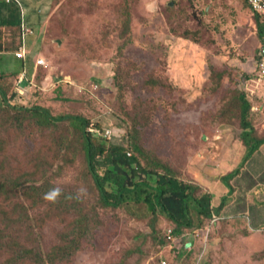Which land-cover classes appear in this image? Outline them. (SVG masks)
I'll return each mask as SVG.
<instances>
[{"label":"rangeland","instance_id":"obj_1","mask_svg":"<svg viewBox=\"0 0 264 264\" xmlns=\"http://www.w3.org/2000/svg\"><path fill=\"white\" fill-rule=\"evenodd\" d=\"M39 1L43 14L37 25L46 42L38 44L48 61L36 68L29 56L27 63L15 65L20 75L26 70L23 88L31 91L20 93L18 79L11 103L47 106L54 115L84 111L101 125L89 130L106 135L109 145L128 147L129 128L136 127L142 148L159 155L179 179L204 186L213 194L215 209L223 201L226 206L206 237L198 241L200 230L186 231L185 238L197 244L178 259L176 245L184 239L173 236L161 247L160 241L173 235V225L164 217L152 219L135 207H101L83 160L65 165L62 158L64 166L56 169L53 184L70 196L69 203L76 204V198L81 206L69 211L68 205L49 198L41 217L28 212L17 227L24 246L42 252L45 264H188L193 256L201 264H264V162L258 163L264 158L249 165L250 147L243 159L237 151L244 131L240 93L254 106L250 119L257 136L264 137L259 77L264 44L249 0ZM128 17L132 31L124 32ZM1 68L2 63L3 73ZM151 68L168 76L174 87L151 89V81L161 84ZM63 83L70 87L59 88ZM60 96L65 102L56 101ZM65 128L46 130L43 141L38 128H30L20 133L19 141L26 136L46 143L44 150L52 156L49 150L62 153ZM11 155L8 166L18 159L24 165L18 146ZM237 170L238 176L222 180ZM4 210L0 204V229L16 236V218L21 220L16 204L8 203ZM73 229L70 241L80 237L82 249L62 259L71 245L63 237ZM201 244H206L205 257L200 256ZM14 249L15 244L0 237V264H20Z\"/></svg>","mask_w":264,"mask_h":264},{"label":"trees","instance_id":"obj_2","mask_svg":"<svg viewBox=\"0 0 264 264\" xmlns=\"http://www.w3.org/2000/svg\"><path fill=\"white\" fill-rule=\"evenodd\" d=\"M127 8L125 5L124 9ZM128 12H131L130 9ZM253 14L259 36L264 44V17L260 14ZM131 22L132 20L128 17L124 22V32L128 29L131 30ZM22 45L23 28L19 23L0 25V52H16ZM259 59L261 60V56ZM156 69L149 70L151 76H154L161 84L154 86L155 81H151L152 86L149 83L148 86L151 89L173 88L171 79L165 75L164 77L157 75ZM19 77L20 73H0V138H2L0 141V180L3 179V182H0V204L4 206L5 213L8 203L16 204V216L19 215L21 218V220L16 218V236L6 234L3 229H0V237L15 244L16 263L23 264L28 260L37 264L46 263L42 252L27 249L19 237L21 230H18L17 227L19 224H24L28 212L34 211V215L40 216L39 211L46 206L44 204L49 198H55L62 205H68L66 208L69 211L76 210L81 206L79 199L76 198L73 199L77 202L76 204L69 203L70 196L64 194L53 184L57 174L56 169L60 170L64 164H75L74 162L78 159L83 160L86 166V175L89 182H92L93 189L98 193L97 198L101 207L107 209L135 207L146 210L152 219L158 218V216L164 217L173 225L171 229L173 235L172 239H170V235L162 239L161 247L167 245L169 240H173L174 236L184 239L182 245H176L178 259H182L180 256L182 251L191 253L189 247H195L197 242L188 241L189 239L187 240L185 236L186 231L200 230L201 235L197 237L198 241L204 238L205 231L213 226L216 216L224 210L226 202L223 201L218 209H215L213 194L204 186L198 182L196 184L179 179L175 171L159 155L154 153L152 155L151 152L142 148L138 141L139 137L136 136L138 133L136 127L129 128L128 147L125 143L109 145L107 137H100L89 130L93 124L100 128L101 125L94 123V116H88L84 111L76 114L54 115L50 107L43 105L35 104L30 108L13 105L11 100L16 96L15 88ZM63 86L70 87L68 83H63L58 87L63 88ZM56 101L65 102L61 96ZM239 101L241 126L244 130L241 139L247 147H250L251 152L247 158L250 160L264 145V137L257 136L251 122L254 106L245 92L239 94ZM62 124L66 126L64 132L66 136L63 137L61 148L62 153L65 152V156L61 151L51 152L49 150L52 153L50 156L46 153V143H40L34 138L30 139L25 136L19 141L20 135H23L24 131L30 128L35 129V127L38 128L36 131L43 141L46 130L47 132L52 131L55 127L60 128ZM17 146L27 165L19 164L18 159L17 164L8 166L12 157L11 151H16ZM70 150L72 151L66 158V153ZM45 154H48L46 160H44ZM62 158H64V164ZM239 173L238 170L234 171L222 180L225 182L230 176L236 177ZM36 179H40L42 182H36ZM230 186L233 192V187ZM74 231L73 229L65 238L63 237L64 242L69 241L71 245L66 248L65 252L62 251L65 253L62 259L71 258L75 251L82 249L80 237H75L74 241H70V238L75 236ZM76 241L77 243H75ZM18 248L21 251L18 252ZM205 248L206 244H201L200 256L203 254L205 257L207 253ZM59 249L61 250V247ZM197 257L190 258L188 264H201L200 258L197 259Z\"/></svg>","mask_w":264,"mask_h":264},{"label":"crops","instance_id":"obj_3","mask_svg":"<svg viewBox=\"0 0 264 264\" xmlns=\"http://www.w3.org/2000/svg\"><path fill=\"white\" fill-rule=\"evenodd\" d=\"M40 2L41 1L39 0H20L19 4L15 0H0V25L7 26L10 23H19L21 26L23 25L24 27L30 28V30L33 32V34L26 36L23 32V45L16 52H0V63H2L1 69L3 73H20L19 71H15V65L20 64V62L27 63L28 61V59L26 61H23L15 56V54L21 49L25 50L27 57L31 56L36 68H38L37 62L40 59H44L46 62L48 61L47 55L44 54L43 48L39 49L38 44L46 42V37H41V26L37 25V20H41L43 14L41 13L43 9ZM36 45L38 46V48H36ZM246 147L247 146L244 144L242 139H240L237 151L240 153L242 159L244 153L247 151ZM259 156L264 158V145L254 154V158H251L246 164L250 165L252 162L253 166H255V163L253 162H255V160ZM262 158L259 160H262ZM228 162H230V160H228ZM260 162H264V160L258 161V163ZM241 164L242 162L239 163L238 167H240Z\"/></svg>","mask_w":264,"mask_h":264},{"label":"built area","instance_id":"obj_4","mask_svg":"<svg viewBox=\"0 0 264 264\" xmlns=\"http://www.w3.org/2000/svg\"><path fill=\"white\" fill-rule=\"evenodd\" d=\"M17 3L20 4V0H15ZM249 4L253 10L254 13L256 14H260L264 17V0H249ZM23 26V25H22ZM23 28V32H24V35H31L33 34V32L30 30V28H27V27H22ZM261 61H260V80L261 82L263 83L264 85V48L261 52ZM15 56L18 58V59H21L23 61H26L27 60V56H26V52L25 50H20L19 52H17L15 54ZM37 65L39 66H43V65H46V61L44 59H40L38 62H37ZM27 78L26 76V70H24L20 77H19V81H18V87H17V90H19L20 93H29L31 90H25L23 88V84H24V81L25 79ZM27 80V79H26ZM106 136V135H105ZM210 229H208L207 232L208 234H210ZM201 235V232H198L196 234L197 237H200ZM172 235H170V239H172L171 237ZM206 237V236H205ZM164 264H167L166 262H164Z\"/></svg>","mask_w":264,"mask_h":264},{"label":"clouds","instance_id":"obj_5","mask_svg":"<svg viewBox=\"0 0 264 264\" xmlns=\"http://www.w3.org/2000/svg\"><path fill=\"white\" fill-rule=\"evenodd\" d=\"M254 13V12H253ZM105 136V135H104ZM105 137H107V136H105Z\"/></svg>","mask_w":264,"mask_h":264}]
</instances>
